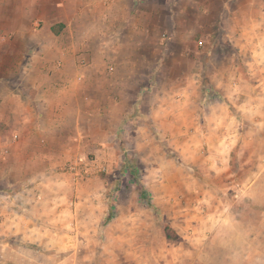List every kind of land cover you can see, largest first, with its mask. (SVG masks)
Wrapping results in <instances>:
<instances>
[{"label":"clouds","instance_id":"clouds-1","mask_svg":"<svg viewBox=\"0 0 264 264\" xmlns=\"http://www.w3.org/2000/svg\"><path fill=\"white\" fill-rule=\"evenodd\" d=\"M0 264H264V0H0Z\"/></svg>","mask_w":264,"mask_h":264}]
</instances>
